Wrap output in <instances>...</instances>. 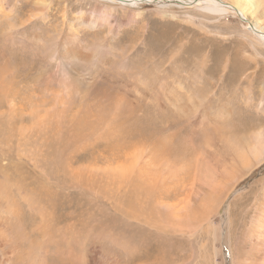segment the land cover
Instances as JSON below:
<instances>
[{
	"label": "bare ground",
	"instance_id": "bare-ground-1",
	"mask_svg": "<svg viewBox=\"0 0 264 264\" xmlns=\"http://www.w3.org/2000/svg\"><path fill=\"white\" fill-rule=\"evenodd\" d=\"M102 1L104 2L96 0L97 4ZM112 1L115 2L111 0V3ZM121 1L135 4L134 2L140 0ZM149 1L160 7L194 4L200 12L219 19L225 17L228 9L239 11L243 17H252L255 24V28H252L256 35L250 33L247 36L249 41L252 40V45L259 47L253 52L255 58L264 54V32L260 31L261 24L264 23V0ZM105 9H108V6ZM105 9L96 8L95 11L106 13L108 10ZM36 35L34 33L31 37L35 39ZM139 35L142 36V31ZM168 36L165 34L161 37L160 55L163 53L164 57L160 66L169 59L166 54H171L175 47H179L169 46ZM68 37L69 35L64 38L68 40ZM237 43L244 54L227 58L226 62L237 59L242 61L246 52L251 57L252 51L247 42ZM57 45L63 46L58 41ZM56 48L54 53H59L62 61H65L67 66L70 65V78L73 82H76L75 78L78 81H87L84 75L90 73V70L84 67L82 73L78 72V63L91 64L96 58L94 53L78 44H69L58 52ZM176 50V54H179H174L175 64L184 63L178 65L181 70L173 74H170V68L156 70L158 74L154 71L158 83L151 86L153 90L148 91L144 88L151 78L136 74L137 76L129 82L135 92L120 100L116 99L118 103L113 105L115 107L111 111L113 116L104 123L110 125L107 129L97 120L98 117L81 113L77 107L68 105L69 102L63 104L60 100L59 107L62 111L70 108L67 115L59 114L57 119V124L66 131V135L61 133L58 136L57 131L49 132L54 136L46 133L38 135L33 134L30 129L13 132L8 136L0 134V142H3L0 144V264H172L175 257L172 256L171 250L174 235L190 233L187 231L193 226L190 224L192 228L188 229L190 226L186 228V224L197 220L200 215L204 216L203 219L208 224H212L216 216V232L214 231L213 235L216 240V264H224L219 246L222 239L229 243L233 264H264V177H260L259 183L252 185L244 196L232 201L226 211V220H220L221 204L229 195L230 185L235 184L246 172L251 175L256 165L257 169L264 165V148L252 144L249 134L238 132L246 126L239 125L237 131L227 130L232 111L224 105L215 106L213 102H208L207 97L216 91L213 82L216 74H210L212 67L206 65L210 56L200 54V57L189 58L194 61L192 66L195 67H192L185 60L180 62L181 56H185L182 54L186 48L179 47ZM198 63L201 64L196 65ZM228 63L224 66L228 67ZM261 64L257 59L249 63L248 67H252L255 80L262 72ZM239 73L241 70L236 67L235 74ZM167 75H172L173 79L169 81L167 78L170 76ZM235 76L237 80L239 76ZM249 77L244 71L236 87ZM251 82L254 83V79ZM91 83L93 85V81ZM188 85L196 91L190 90ZM155 90L158 93H155ZM198 96L205 98L204 102ZM145 99L149 102L144 101ZM141 100L144 101L142 106L139 104ZM205 101L209 104L206 105ZM146 107L153 108L156 112L155 118L148 116L149 109ZM123 109L125 111L121 113ZM263 121L264 119L261 123L254 121L248 126L258 127ZM158 122L162 123L161 128L155 126ZM178 122H189L199 130L197 133L192 130L191 135L188 134L189 141L183 140L187 137L179 132ZM92 126L97 129L92 131L96 135L93 140L89 133ZM232 127L236 129V126ZM194 133L196 137H192ZM58 140H61L63 152L49 161L50 158L46 159L42 151L44 147L51 146ZM82 140L84 144L80 143ZM99 141L102 145L100 147L95 145ZM28 145L36 147V150L28 151L27 156ZM69 146L70 150L72 146L78 149L66 153ZM191 148H194L193 151L197 150L195 156H189L191 153L188 150ZM38 151L39 154L33 157ZM26 162L32 164V167H28ZM50 168L53 171L47 170ZM64 168L67 171H64ZM60 174L62 177L69 176L71 184L65 187L62 186V179L56 181L54 178H61ZM37 177L40 181L44 177L45 181L38 184ZM102 182L101 189H96L97 184ZM207 194L209 196L206 204L201 202L209 210L216 206V212H183L184 209L189 210L192 198L199 199V196ZM258 195H261L258 205L254 212L247 215L249 204L252 207L254 203V200L253 203L248 201L251 197L258 199ZM101 197L105 202L106 211L109 208L112 212H91L90 198L102 203ZM47 203L51 211H47ZM164 209H168V212H163ZM239 237H242L243 241ZM237 238L242 241L241 245ZM111 249L123 252L124 255L111 252ZM105 250H111V254L103 253Z\"/></svg>",
	"mask_w": 264,
	"mask_h": 264
},
{
	"label": "rangeland",
	"instance_id": "rangeland-1",
	"mask_svg": "<svg viewBox=\"0 0 264 264\" xmlns=\"http://www.w3.org/2000/svg\"><path fill=\"white\" fill-rule=\"evenodd\" d=\"M109 1L110 2L104 0V2L102 1L100 4H97L96 0H0V115L3 113L0 116V119L3 118L0 120V134L8 136L13 132L16 133L17 131L30 129L34 132L33 134L38 135L46 133L47 135L50 134L54 136V134L49 132L56 131L58 132V136H60L61 133L66 135V131L57 124V119L59 114L64 113V115H67L70 108L67 106V112L62 111L61 107H59L60 100L63 104L69 102L67 103L68 105L77 107L80 109L81 113H90V116L92 114L93 117H98L97 120L104 129H107L110 125L108 126L104 123L109 117L112 118L113 115H111V111L114 109L113 107H115L113 105L118 103L116 99L120 100L123 97H128V94H133L135 92L129 85L130 79L136 77V74L149 76L151 78L150 83L145 85L144 89L147 91L152 89L151 86H156L158 83L155 77L157 73L156 70L170 68V74L174 72L177 73V71L181 70V67L178 65H183L184 63L175 64L176 60L174 57L179 54H176V49L180 47L181 49L186 48L182 54L185 56H181L182 59H180V62L185 60V62L189 63L191 66L194 64V61L189 60V58L194 56L200 57V54H207L210 56L206 65L212 67L209 72L210 74H216L213 80L216 86V95L214 92L212 94L214 96L210 95L207 97L209 99L208 102H213L212 104L215 106L224 105L227 109L232 111V115L229 118L230 120H228L229 125L226 127L227 130L237 131L239 125L246 126L244 130H238V132H244L246 135L249 134L252 144L264 148V136L261 135L264 134V121L258 127L248 126L251 122H257L258 120V122L261 123L264 119V54L256 56L255 58L253 52L255 53L256 49H259V47L252 45V40L249 41L250 38H247L250 33L256 35L253 29L255 28L253 27L255 24L252 17H243L239 11L238 13L237 11L234 12L235 10L228 9L226 13L227 16L224 14L225 17L219 19L216 18V16L213 17V15L200 12L194 4L183 6L173 4L167 7H160V5L149 0H140L134 2L135 4L128 2L127 4L125 1L121 0H114L115 2L112 1V3L111 0ZM222 1L228 2L229 0ZM106 5L108 9H105L107 7ZM96 8L108 11L106 13L96 12ZM109 16H111V18ZM263 24L264 23L261 24L262 29L260 31L264 32ZM135 29L138 30L135 31ZM141 31L142 36L139 35ZM34 33L35 35L37 33L36 40L33 36L31 37ZM165 34L169 35L167 37L169 46L179 47H175L176 49H173L174 51L171 52V54H166V56L169 55V59L160 66L162 64L160 61L164 57L163 53L160 55L162 45L161 37ZM67 35H69L68 40L64 38ZM61 40L65 41L62 42ZM57 41L63 46H58ZM243 41L247 42V46L249 45L248 48L252 51L251 57L248 52H246V55L242 56V61L237 59V61L230 60L229 63L226 62L225 59H231L235 57V55L240 56L243 53L239 48L240 45L237 43ZM53 43L55 44L53 45ZM69 44L83 46L96 56L89 65L78 63L80 67L78 72L82 73L81 71H84V67L90 70V73L88 72L87 75H84L88 83L87 81H78L76 78L75 81L77 83L73 82L70 78V65L68 64L67 66L65 64L66 62L62 61L59 53L57 55L54 53L56 47L58 52L61 51L62 47ZM157 58L159 60H157ZM255 59L262 63V72L257 76L259 77L257 80H255L252 75V67H250L251 69L248 67L249 63L253 62ZM225 63H228V67H226V65L224 66ZM199 64L201 63L196 65ZM236 67L237 70H241V73L235 74ZM230 69L233 71L231 72ZM154 71H156V73ZM244 71L250 75L248 80H244V83L250 85L246 86L243 83L236 87ZM200 73L199 70V74ZM235 75L239 76L237 80L235 79ZM167 76H170L167 78L169 81L173 79L172 75ZM253 79L254 83L251 82ZM92 81L93 85L91 83ZM188 88L193 92L196 91L192 86L188 85ZM155 93H158V91L155 90ZM247 95H249L250 98L247 97ZM110 97L112 100L115 99L113 100L114 103ZM198 97L204 102L205 98L201 96ZM144 101L149 102L148 99ZM144 101L141 100L139 103L140 106H142ZM208 102L205 101V104L207 105ZM146 108L149 109L148 116H150V118H155L156 112L153 111V108ZM115 110L120 111L117 108H115ZM124 111L123 109L121 113H124ZM18 112L20 114H18ZM261 117H263V119H261ZM237 121H239V123ZM63 124L67 125V123ZM221 124L223 125L224 123ZM170 125L171 124H169V127ZM178 125L179 132L181 131L180 133H183L184 136L187 137L183 139L186 141H189L188 138H190L192 130H195L196 133L199 130L195 129L189 122H178ZM155 126L161 128L162 123L158 122ZM232 126H236V129ZM90 129V137L93 140L96 138V135H94L92 131H97V129H95V126L90 127ZM164 129H166V127H164ZM183 130L187 134H185ZM167 132L170 133L171 131ZM196 133H194L192 137H196ZM188 134H190L189 137ZM85 137L89 139L87 135ZM259 139L261 140L260 142ZM72 140L74 141V138H72ZM256 140L257 142L255 143ZM2 143L3 142H0V144ZM80 143L84 144L83 140ZM95 145L98 147L102 146L100 141ZM44 148L42 155H46V159L50 158L49 161L63 152L61 140ZM27 149L26 155L28 151L34 152L36 147L28 145ZM75 149L78 148L72 146L70 150L69 146L66 148V153ZM193 149L194 148L189 149L188 152L191 154L186 155L195 156L197 150L193 151ZM37 154H39V151L36 152L33 157H36ZM103 160L104 159H102V161ZM26 164L28 167H32V164L30 165L29 162H26ZM254 168L251 175L250 172H246L235 184L232 183L230 185L231 190L229 191V195L221 204V221L226 220V211L228 207H230L232 201L244 196L252 185L258 184V180L264 177V165L260 166L259 169H257V165ZM47 170L49 172L53 171L52 168ZM64 171L67 170L65 169ZM67 173H69V171ZM60 176L61 178L55 177L54 179H57L56 181L62 179V186L66 187V185L71 184L69 176L66 175L62 177L61 174ZM42 178L41 181L44 182V177ZM37 181L38 184L41 182L39 177H37ZM98 184L96 189H101L103 182ZM263 190L264 186L262 191ZM65 191H67L66 188ZM208 196V194L207 196H199V199L193 196V201L189 204V210L184 209L183 212H191L193 210V212H210V210L216 212V206L212 207L210 210L206 209L205 202ZM260 197L261 195H258V199L251 197L248 201L253 203L254 200V203L251 205L252 207H250L249 204L248 208L250 209L247 208V215L249 212H254V208L258 205ZM100 199L102 203H98V201H94L90 198L89 209L91 212H112L109 208L106 211L105 202L102 197ZM93 202L96 203V205ZM46 209L47 211H51V207L48 203ZM163 212H168V209H164ZM203 217L204 216L200 215L196 218L197 220H192L193 222H198V224H194L192 221L186 224V228L190 226L188 229L193 226V230L190 229V231L187 229V232L190 233L186 234L183 232L174 235L175 238L173 237V247H171V250L173 253L172 256L175 257L172 264H216V240L213 238L214 231L216 232V216L213 218L214 222L212 224H208V222L204 221ZM248 219L247 217V223ZM190 224H192V226ZM222 224L221 222V225ZM197 231L199 233H197ZM222 232L223 229H221V234ZM176 237H179V242ZM239 238L243 241L242 237ZM239 238H237V241L239 245H241L242 241ZM225 240L226 239H222L219 245L222 251V258H224V264H233L230 246ZM178 244H180L179 247ZM111 250L102 252H117L115 249ZM117 254L124 255L123 252H117Z\"/></svg>",
	"mask_w": 264,
	"mask_h": 264
}]
</instances>
